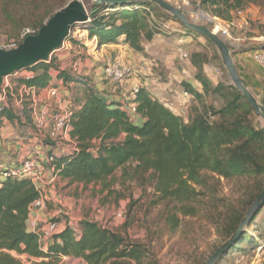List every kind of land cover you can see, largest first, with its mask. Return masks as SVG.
<instances>
[{
  "label": "trees",
  "instance_id": "trees-1",
  "mask_svg": "<svg viewBox=\"0 0 264 264\" xmlns=\"http://www.w3.org/2000/svg\"><path fill=\"white\" fill-rule=\"evenodd\" d=\"M43 1L0 0V31L6 27L8 37L14 40L23 29L36 35L70 2ZM253 1L190 0V3L231 28L234 15L244 13ZM86 2L90 8L84 30L89 39L95 37L98 47L121 44L143 54L145 46L159 34L150 12L177 22L182 28L181 35L199 36L155 5L133 3L110 7L91 0ZM71 34L65 41L76 44ZM254 37L248 35L249 39ZM262 47L256 44L252 50ZM215 59L219 61L217 54ZM206 63L201 54H193L185 63L200 87L196 89L186 81L180 83L181 92L193 96L183 103L185 112L180 115L142 86L133 96H120L121 100L108 98L95 90L92 80L81 71L62 69L56 57L49 58L8 77L14 78L17 86L11 92L8 90L0 109V130L8 122L18 133L21 127L41 137L43 147H48L45 157L52 159L46 166L68 186L83 189L99 186V192H107L109 196L114 194L116 183L120 186L134 183L140 189H151L154 204L161 203L166 208V223L171 232L178 228L179 216L198 215L200 199L215 200L212 196L221 180L238 183L244 190L240 204H223L221 212L218 207L211 208L210 218L219 223L223 237L228 239L264 186V135L254 122V111L232 85L210 82L205 75ZM20 72L29 76L16 77ZM238 75L241 77L239 72ZM58 81L69 93L65 100L71 112L68 132L71 144L66 146L63 143L57 146L48 135L35 131L30 96H24L17 109L13 104V95H17L21 86L38 94L55 87ZM118 171L120 174L115 178ZM4 172L0 171V264H23L12 254L27 257L31 264H58L63 258L79 259L85 264H155L146 245L132 241L123 232L127 224L113 230L87 219L75 226L65 223L42 251L38 232L28 229L30 207L41 193L29 180L4 177ZM132 205L128 206V212ZM263 209L264 205L214 264H223L235 253L244 254L259 244L264 235V224L258 220Z\"/></svg>",
  "mask_w": 264,
  "mask_h": 264
},
{
  "label": "rangeland",
  "instance_id": "rangeland-1",
  "mask_svg": "<svg viewBox=\"0 0 264 264\" xmlns=\"http://www.w3.org/2000/svg\"><path fill=\"white\" fill-rule=\"evenodd\" d=\"M37 1L38 3L44 2L43 0ZM79 1L87 12L90 4L86 2L87 0ZM165 1L182 11L192 24L206 26L211 31L216 26H225L228 29L229 37H219L228 45L230 51L231 49L236 50L244 48L248 44H253L248 41V35L258 37V40L251 46L264 45V36H261L264 31V0H254L244 13L234 15L231 28L215 19L209 12L197 10L196 7L192 6L190 0ZM150 19L155 22L159 34L148 44L147 52L139 57L134 52L128 56L117 54L113 58L109 57L108 62L104 49L101 50L92 39L87 37L83 24H77L71 31V38L76 40V44H72L67 39L64 49L57 54L50 55L49 58L56 57L57 64L60 67L63 66L66 70H71V64L79 60L82 65L80 71L87 72H90L87 66L90 62H94L99 68L105 69L107 64L120 61L134 69V78L138 79L140 86L145 87L148 83L149 90L153 93L156 92L155 95L168 106L170 105L167 102L169 97L164 95L165 84H168L171 79L176 83L177 81L173 79L174 75L181 76L180 70L186 66L178 55L179 50L187 54L188 58L193 54L203 55L207 59L205 65L207 74L212 77L214 82L232 85L227 71L222 66L216 48L207 44L206 39L197 35H181L182 28L177 22L161 18L154 12H150ZM8 36V30L4 27L0 31V45L14 40V38ZM215 54L219 57V61L215 59ZM60 55H65L63 61L58 59ZM21 76H29V74L27 72L16 74V77ZM192 76L191 74L189 77ZM13 79H7V84L10 87L9 92L17 86ZM21 87L17 90V95H13L14 105L17 101L22 100L24 96H27L23 93ZM158 88L161 91H157ZM8 90L6 89V93H8ZM249 90L253 93L251 89ZM181 94L180 91L178 96L181 97V100H184L185 98ZM254 97L259 104L264 106V98L256 94ZM253 114L255 124L261 127L262 120L255 113ZM19 132L20 137L24 138L23 143L28 144L27 131L20 127ZM43 155L45 156V153H42L41 156ZM119 174L118 171L115 178ZM51 186L53 187L51 190L52 197L45 202L43 207L44 213L49 216L50 220L57 219V223L64 222L75 226L79 221L87 219L113 230L127 224V228L122 229L123 232L132 241L145 244L155 264H205L215 251L230 239L223 237L222 231L219 229V223H215L210 218L211 208L216 209L218 207L221 212L223 211V204L238 205L244 197L243 186L221 180L217 192L212 196L215 200L200 199L199 205L201 208L198 215L195 217L179 216V226L174 232H171L166 223V208L161 203L154 204L156 200L151 189H140L134 183L124 186L116 183L113 186L114 194L109 196L107 192L101 194L99 186H89L87 189H83L81 186H68L59 178L52 181ZM216 199L220 201L217 202ZM132 203L133 205L128 212V206ZM120 210L125 212L124 218L117 220L115 216ZM258 220L264 224V209ZM250 232H252V229ZM259 241L256 247L254 246L244 254L235 253L227 258L223 264H264V235ZM22 263L31 264L27 260ZM58 264L85 263L79 259L70 258L62 260Z\"/></svg>",
  "mask_w": 264,
  "mask_h": 264
},
{
  "label": "crops",
  "instance_id": "crops-1",
  "mask_svg": "<svg viewBox=\"0 0 264 264\" xmlns=\"http://www.w3.org/2000/svg\"><path fill=\"white\" fill-rule=\"evenodd\" d=\"M258 40V37L250 38L248 41H250L253 44H248L247 46H244V48H238L236 50L231 49V55L232 60L234 63V66L237 67V72L240 73L241 79L245 81L247 84L248 89H251L253 92V95H258L259 97L264 98V51L262 47L261 50H252L255 41ZM247 41V42H248ZM264 46V45H263ZM149 45L147 44L145 46V51L147 52V48ZM247 47H250L247 49ZM100 49H104V53L106 56V60L109 62V57L113 58L117 54H120L121 56L129 55L133 53L132 51L128 50V47L126 45H104L101 46ZM139 57L142 54H137ZM65 55H60L58 59H61L60 61H63ZM88 70L90 72L82 70L81 72L88 76L94 85V89L98 92H103L107 95L108 98L121 100L123 97V94L129 92L130 88L134 84H139L138 79L136 78H130L127 81H125L122 84L115 85L111 84L110 82L106 81L103 75L102 68H99L98 65L94 62L88 63ZM62 69L63 66H61ZM82 69V68H81ZM191 74V73H190ZM205 75L208 77L210 82L215 85L216 82L207 74V71L205 69ZM173 79L177 81L176 83L171 81L168 84H165V90L164 95H167L169 97V100L167 101L170 105L168 106L175 114L183 115L185 112V107L183 106V103L187 100H192L193 96L189 95L184 100H181L178 95H180V91H182V87L180 85L181 82L186 81L191 83L196 89L199 88V84L195 81H193L192 77H189V79H184V77H181L180 75L175 74ZM54 81L52 80V83ZM172 82V85L170 86ZM56 86L53 87L56 90V95L54 97L49 96L48 94V88L43 89L38 94H36V98L34 100V106L37 110H43L47 108L48 115L50 116L55 110L58 108H69V103L65 100V97L69 96V93L65 90V87L62 86L61 81H58L55 83ZM147 86L145 88L159 101H161L153 92L149 90L148 83H146ZM171 87V88H170ZM161 91V89H157V91ZM255 92V93H254ZM121 96V98H120ZM178 96V97H177ZM182 96V95H181ZM162 102V101H161ZM33 104V100H32ZM165 104V103H164ZM15 108H19L20 104H18V101L16 102V105H14ZM49 130V129H48ZM46 130V133L47 131ZM26 136L28 137V144L23 143L22 136L20 137L18 131L15 129L14 125L9 124L8 122H4L3 127L0 130V171H7L14 168H18L23 160L27 157L35 156L39 159H44L45 156H41L42 153H45V151L48 149V147H43V145L40 142V138L32 134L30 132H26ZM40 139V140H39ZM63 144L66 146L67 142H63ZM64 146L63 150H66ZM59 148L58 150H60ZM57 150V152H59ZM43 157V158H42ZM52 175L47 171L45 174V179L40 184V189L43 197L44 204L48 200L51 199L52 195ZM49 216L44 213L43 208H34L30 210L29 213V222L28 225H36L40 226L50 220L48 218ZM60 230H62L65 226L64 222H59ZM13 257L15 254H12ZM24 258H27L24 256ZM70 259V258H63L62 260ZM61 260V261H62ZM33 261V260H31Z\"/></svg>",
  "mask_w": 264,
  "mask_h": 264
},
{
  "label": "water",
  "instance_id": "water-1",
  "mask_svg": "<svg viewBox=\"0 0 264 264\" xmlns=\"http://www.w3.org/2000/svg\"><path fill=\"white\" fill-rule=\"evenodd\" d=\"M100 3L110 7L121 4H151L160 8L171 17L178 20L191 33L198 34L208 40L217 50L222 66L228 73L232 86L246 100L255 115L262 120L260 130L264 135V106L259 104L250 92L247 84L238 75L234 66L228 45L214 32L203 25L190 23L182 11L165 0H102ZM88 13L79 0H72L64 8L57 11L38 31L36 35L29 36L13 50L0 49V93L4 79L11 75L45 62L49 56L65 43V39L77 24L87 23ZM264 205V187L257 199L248 209L245 217L230 239L218 248L205 264H214L241 236L250 220Z\"/></svg>",
  "mask_w": 264,
  "mask_h": 264
},
{
  "label": "built area",
  "instance_id": "built-area-1",
  "mask_svg": "<svg viewBox=\"0 0 264 264\" xmlns=\"http://www.w3.org/2000/svg\"><path fill=\"white\" fill-rule=\"evenodd\" d=\"M102 0H92V3H100ZM172 2H175L174 0H171ZM184 2V1H183ZM185 5V2H184ZM239 15L241 13H238ZM215 34L218 36H222L225 38L229 37L228 29L222 27L221 25L216 26L214 30H212ZM33 36V32L29 29H23L20 33V36L17 40H12L8 42L7 44L0 45L1 50L9 51L16 49L25 38ZM95 42V37L92 39ZM65 43L62 44L60 48L55 50L51 55L59 53L61 50L64 49ZM178 55L180 59L186 63L188 60V56L185 53H182L181 50H179ZM81 62L75 61L71 64V70L74 72H79L81 70ZM184 68V69H183ZM180 70V74L184 78H189L190 71L185 66ZM103 75L106 81L110 82L111 84L119 85L124 83L130 78H134L135 72L134 69L130 66H126L120 61H114L112 63H109L106 65V68L103 70ZM188 76V77H187ZM7 79H4L1 93H0V109L6 102V89H10L9 85L7 84ZM140 84H134L129 92L123 94V97L126 98L127 96H133L136 94L140 88ZM21 90L24 94L31 97V101L33 100L32 104V122L35 131L39 135L46 134L49 136V138L54 141L57 146L60 145L63 142H67L71 144V141L68 136L69 132V121L71 117V112L69 108H58L55 110L50 116L48 115L47 108L43 110H37L34 106V100L36 98V94L34 93V90L31 88H26L25 86L21 87ZM56 90L53 87H48V94L51 97H54L56 95ZM184 98H187L189 95L185 92H182L181 94ZM21 100L18 102L20 104ZM130 110L133 112L134 106H130ZM49 129V130H48ZM46 130L47 133H46ZM51 158L45 157L43 160L39 159L38 157L31 156L23 160L21 165L18 168H14L11 170L5 171L2 175L4 177L10 176L12 178H25L29 180L36 189H38L41 193L40 184L45 179V174L48 171L52 175V181L56 180L57 174L54 172L52 168H48L46 166L47 163L51 162ZM44 207V201L42 197V193L40 198L35 201L31 207L30 210L34 208H43ZM115 218L117 220H122L124 218V212L118 211L116 213ZM28 229L31 232H38V244L42 251H45L47 248L48 243L50 242L51 238L60 232V226L57 222H51L50 220L45 222L44 224L40 226L36 225H28ZM16 259L23 262L24 260L28 261V258H24V256H16ZM29 262V261H28ZM30 263V262H29Z\"/></svg>",
  "mask_w": 264,
  "mask_h": 264
}]
</instances>
